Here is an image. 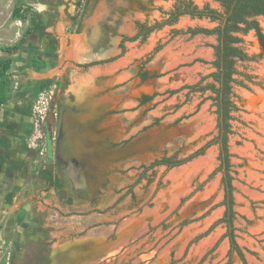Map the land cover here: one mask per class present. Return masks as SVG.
<instances>
[{
  "label": "rangeland",
  "instance_id": "obj_1",
  "mask_svg": "<svg viewBox=\"0 0 264 264\" xmlns=\"http://www.w3.org/2000/svg\"><path fill=\"white\" fill-rule=\"evenodd\" d=\"M175 2L0 0V45L23 41L0 50V58L12 56L10 99L0 105V264L227 263L226 223L212 226L225 210L222 172L211 175L217 143L180 166L147 170L133 187L136 205L128 194L105 210L142 163L188 154L217 133L213 93L189 87L212 81L217 35L188 30L218 21L182 14L144 40L125 41L120 54L136 20H164ZM192 2L223 10L217 0ZM255 19L264 31V16ZM236 34L250 58L236 62L232 83L233 224L247 262L264 264V48L253 30ZM91 61L99 62L78 65ZM58 78L67 84L54 90ZM184 218L195 219L181 225Z\"/></svg>",
  "mask_w": 264,
  "mask_h": 264
},
{
  "label": "trees",
  "instance_id": "obj_2",
  "mask_svg": "<svg viewBox=\"0 0 264 264\" xmlns=\"http://www.w3.org/2000/svg\"><path fill=\"white\" fill-rule=\"evenodd\" d=\"M221 4L223 10L218 11L205 4L202 7L195 5L192 0H176L174 8L170 11L169 16L164 20L155 21L153 24H148L145 21H135V26L137 31L132 36L123 35L119 43L121 47V53L124 52V42L125 41H134L136 39L144 40L148 34L156 28H159L165 24L175 22L177 18L182 14H189L191 16L197 17H208L213 21H218V24L212 28H191L188 31L191 34L196 33H206L211 34L215 33L217 35V43L213 45L214 48V59L212 61L215 70L211 72L208 76L212 77V81L205 83L202 86L198 87V83L189 86L193 90L204 91L209 89L213 96L211 99L215 105L216 113V127L217 133L209 140H207L199 148L193 150L192 152L184 155H180V149L173 151L170 154L164 152L161 155L154 157L148 164L142 163L140 167L143 170L139 173L138 178L128 186V189L125 193L119 196L113 204L108 206L105 210L113 208L116 204L120 202L125 196L130 194L132 205H136V196L133 191V187L146 177V171L157 166H165V169H170L172 167L180 166L187 163L191 159L195 158L198 155L204 153V151L212 144L217 143L219 145V154L218 160L219 164L214 168L211 175L221 171L222 178L221 183L224 188V197L222 203L225 205V210L223 215L216 220L212 226L218 223H226V232L223 236H227L229 240V249L228 256L229 259L226 264H232V253H236L240 258L243 264H249L245 258L244 253L242 252L241 247L237 243L235 226L233 220L235 217L234 211V198L233 190L234 186L232 185V175L230 174V152H229V134L232 132L231 129V111L236 108L232 100V83L234 81L233 75L236 73V62L238 60H246L250 57L246 54L244 49L241 46L242 38L236 34V32H246L248 30H253L256 35L260 45L264 48V31L259 25L258 21L255 19L256 16H264V0H217ZM81 14L78 12L72 16V20L77 23L78 28L75 32L80 31L81 26ZM31 29L25 31V36L28 37L31 33ZM23 41H20L13 46H3L0 45V50L6 52L7 54L12 52L14 49H17ZM161 48V44L157 45L150 55L147 56L145 62H148L153 57V54L156 53ZM119 54V55H120ZM116 57V56H115ZM114 58V57H112ZM110 58V59H112ZM99 61H91L86 63L78 64L79 66L88 67L90 65L97 64ZM12 65V56H4L0 58V105L5 104L10 99V86L8 80V72ZM139 77L141 80L146 79L149 74L147 70H143V65L139 69ZM67 84V82L62 83L58 78L55 81L54 90L59 89ZM157 95V92L152 94H142L139 97V104H144L152 100ZM189 115L180 116L175 119V122H179L183 118H187ZM161 117L154 119L148 126L157 125ZM149 180V178H148ZM162 185L161 181L158 182V186ZM186 198V197H185ZM181 199V202L185 200ZM139 201V200H138ZM95 211L101 212V210L96 209ZM195 219V218H194ZM193 218H184L180 224L185 225L194 220ZM197 219V218H196ZM211 226V227H212ZM210 227V228H211ZM209 228V229H210ZM209 229L207 231H209ZM198 234L191 241L198 240L200 237L207 233ZM84 231H81L78 235L83 234ZM174 262V258H171L169 264Z\"/></svg>",
  "mask_w": 264,
  "mask_h": 264
}]
</instances>
